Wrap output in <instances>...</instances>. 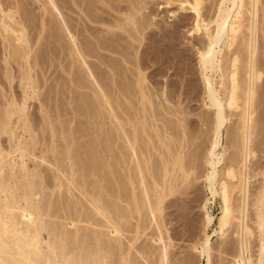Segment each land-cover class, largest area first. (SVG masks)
I'll return each instance as SVG.
<instances>
[{
    "label": "bare ground",
    "instance_id": "obj_1",
    "mask_svg": "<svg viewBox=\"0 0 264 264\" xmlns=\"http://www.w3.org/2000/svg\"><path fill=\"white\" fill-rule=\"evenodd\" d=\"M38 1L40 2V0ZM46 1L43 4L44 6H46L47 4ZM155 1L156 0H50V2L47 1L48 7H51L52 5L53 10L57 9L56 11H54L57 12L55 13L57 15H53V17L54 16L57 17L55 18L56 20L51 16L50 17L46 16V12H47L46 9L48 8L42 6L43 0L40 2L41 3L40 5L43 8V9L41 8L42 11L44 10L46 11L43 12L45 16L55 21L52 23L53 27H54L53 24L57 22L56 23L57 26L55 27L57 28L56 29L57 31L54 28L55 31L54 33L58 32L56 36L57 39L55 38L54 35L56 34L54 33H53L54 36L53 38L56 39L54 41L55 42L57 41L58 44L56 45L59 46L57 47L59 49L56 52H58L57 53L58 59L60 60V62H62V67L64 68L67 74L65 77H67V79L70 81V83L73 84L75 88H79L80 90H82L83 91L82 93H88L90 94V96L100 95L101 97L99 96L98 97L102 99L97 98L99 99V101L101 100L99 103L100 106L104 105L106 109L107 108L110 109L113 116L119 120V123H117L118 126L116 124L115 126L113 125V127L110 129V134L109 135L106 134L107 135L106 139L103 138L105 145H103L102 148H100L101 146L97 148L98 137L95 135L97 138H95L94 136L93 139L90 140L87 139L86 142H82L85 143L83 144V147L86 149L82 150L81 152L79 151L78 153L77 152L74 153L72 151V146L73 145L75 146L76 144H74L75 143L74 142L73 145H71L70 141L68 140L69 142L65 144L64 149L62 151L57 150L59 152L57 153V155L59 156H56L55 154L54 157H51V161L48 160L49 158L46 154L41 153L40 156L41 163L46 161L54 166L53 171L52 168H49L51 169L52 172L46 173L45 169H48L47 168L48 166L45 168L43 166L41 167L38 166L39 167L38 169L33 171H28L30 168L29 169L27 168L28 165L26 162V158L28 159V156L29 155L31 156V154H33L32 153L33 149L31 148L32 144L35 145L36 142H38L39 137L37 139L36 135L32 133L33 132L32 130L34 129L35 126L34 127L32 126L33 123L30 124L29 122L30 120L28 119L29 117H27L26 113L24 112L25 110L24 107H23L24 110L22 108H18L20 109L18 112L19 119L23 117L22 124L20 126L24 128V130H22L20 126L18 127H20L23 132L30 131V136H31V138L29 137L31 141L29 142L30 144L24 142V140H22L23 137L16 139L18 140L17 143H14L15 141H12V139L15 136L12 135L13 124L12 126H10L12 111L9 112L10 113L9 116L7 115L8 116L7 119L3 117L5 115L0 116V135L2 133L4 134L8 132H9L8 134L10 135V137L8 138L7 145H5L2 139L0 138V264H140V261L138 262L137 260H135V259L138 260L140 259L139 257L136 258V256L139 254L147 261L148 264L149 263L175 264L178 261L176 259V255L178 254L177 253L178 249L176 247L177 243L174 241L175 235L177 237L178 231L176 230V228H173L172 225L170 226L169 225L170 223L168 224L169 219L168 220L165 219L166 212L163 211L166 210V206L164 209V204H167V202L171 203V201L174 202L175 200L173 198L171 200L170 199L171 197H169V200L171 201H168L167 197L170 195H172L173 197L175 195V197L177 196V199L179 200L182 199V202H184L183 198H178L179 193L176 194V192L180 190L181 187H182L181 189L184 190L183 186H181L182 183L183 185H187L189 186L188 188H190L191 186L188 185L190 183H186V182L195 181V180H191V178L197 177L195 174H194L195 176H192L191 173H189L190 168H188L190 167V165L194 167L197 164L193 165L189 162L190 164H188L189 166L187 167V163H185V159H183L184 151L187 149L186 148L187 146L185 147L186 149L184 148L185 146L184 140H187L186 135L188 134V132L186 134L187 129H185V126L187 125L185 123L186 122L185 119L187 118L185 117L186 116L185 113L187 110L186 111L184 110V116H182L185 119L183 118L178 119L179 118L178 114L181 117L184 108L180 107L182 104L178 106L179 109L177 105H176L177 108L172 107L171 105L172 103L171 100H173L172 97V99L170 100L171 102L170 105L172 107V111L174 112L176 111L173 110V108L178 110L177 112H175L177 113L176 115L177 118L175 119H177L178 123L176 122V120L173 121V119H170L176 123L174 124L172 122L175 126H173V124H171L172 125L171 126L169 124L171 123V121L169 120L170 116L169 117L165 116L168 120V121L166 120L168 125H166L167 124L165 121L166 118L161 119L164 120V122L162 121L163 125L164 123H166L163 126L164 130L161 128L162 125L159 126V128L157 127V125H154L156 127L154 128L152 127L153 128L152 130L151 129L148 130V128H150L148 126H152L151 124H153V121L152 123L148 121L150 123L149 125L148 123L146 125L144 124L145 122H147L146 120H148L146 119V117L149 118L148 116L149 113L147 114L148 108L145 105L146 104L144 102L145 97L143 96L144 94H147L146 92L148 91L149 88L148 83L149 85H151L156 82L155 80L158 79L157 78L158 76H156L157 73L155 72L156 75L153 76L151 75L152 77L156 76L154 80L155 82H152L150 84V81L147 80L148 83L146 81V79H148L147 77L148 76L150 77L151 74L150 72L151 69L150 71H148L149 75H146L145 73V69L146 72L147 70H149L147 68L149 67L148 66L149 64L147 63L150 59L151 60L157 59V61L158 59L161 60L164 59V61H167V63L168 61L171 62V65L174 62L172 67L171 66L169 67L168 64L170 63H168L167 66L168 68H170V70L172 68L171 72L172 71L175 72L177 70V69L175 71L173 70L174 64H176V61L179 60L177 59L178 56L183 54V52L182 53L180 52L181 53L180 54L174 50L176 48H179L176 46L178 45L177 35L180 34L179 30H181L178 29V27H184V30L181 31H185L186 29L185 34L187 32L189 34L196 33L200 35L199 37H196L195 40L197 44L196 50L198 49L197 52H199L198 61L200 64V68L201 70L205 71V75L202 74L204 81L203 82L204 90L206 96L208 97L209 107L212 109L210 113L212 115L208 116L209 115L208 113L205 116L206 118L202 116L204 118L203 121L201 116L198 118H201V121L204 123V124L202 123L203 125L205 124L209 125V129L208 126L206 125L205 126L208 132L210 131L209 132L210 136L208 138L211 141L208 139L210 141V144L208 143L209 145L206 148V151L204 150V146H202L200 142L199 143L194 142V143L198 145V149H201V147H203L202 149L205 151V154L204 151L202 152L205 155L204 162L209 164V166H211L210 170H207L205 172L203 166L200 165L196 166V170L198 169L200 172L202 169H204L203 172H201L200 174L199 171L197 170L198 171L197 174L199 175L198 177L203 178V180L205 181V185L207 186L206 188L209 189L212 196H215L216 194H220L222 198V204H221L222 211H221V215L218 217V226H217L218 229L215 228L213 232L217 233L218 230L222 231V229H225L224 227H226V225L231 223V221L236 222V223H232L233 226L236 225L235 227L236 232L234 233L238 234L239 236L237 242L238 244L236 245L238 246V255L235 256L233 254L234 255L233 257H235L234 260L236 262H239L240 264H254V261L251 262L252 259L251 261L248 260L249 257L248 256L246 257L245 254L246 250L249 249L248 246L250 243V237L254 235L253 233L255 231L253 230L254 227L252 228L251 226H249L247 222L248 220H246V218H249L248 216L250 215V217L253 219V223H255V226L259 228L260 230L259 237H261V234L262 235L264 234V182L261 184V186H259V190L257 189L258 191L255 195V199L252 200L251 203V205L253 204L252 211L251 213L249 212L248 214L249 211L248 206L251 201L250 202L248 201L249 192L247 191L248 189H246V186L248 184L246 182L248 181L246 179L247 178L246 169L249 168L248 164L250 163L252 156L256 153L255 151L258 148L257 146L260 144V142L259 144H257L258 142L256 137L254 136V133L257 131L259 133L260 132L264 133L262 131L264 130V127H262L264 126V117L261 116L263 117L261 118L262 119L261 120L259 116H258L259 119L255 116L256 114H259L258 112L260 109L263 110L264 112V78L262 77V74L264 72V59H263L264 57H261L258 54V52L261 51L260 49H262L264 53V0H178L180 2L181 8L190 9L189 12L191 14L190 15L191 17L189 16L190 19H188L189 17L187 19L190 20L191 24L190 22H188L186 17L184 19L181 18L177 22L174 21L175 22V23L173 22L174 24L172 23L166 24L165 22L167 21H164L163 24L162 23L160 24L159 21L164 20L163 17H165L164 15L166 14H164L163 17H161L162 15L159 17L160 12L158 13L156 11L159 7L155 6L156 9L155 10L152 9L153 7L152 4H155ZM11 2L10 0H0V27H2L0 33L3 35L4 38L2 41L4 42V40L6 39L7 41L6 40L5 41L8 43L10 47L8 49L7 47L8 45H6L7 43L5 42L6 46L5 45L3 46H5L6 49H4L3 54H5L4 57L5 59L7 57L8 58L19 57L22 59L24 58L26 62L29 59V57L33 54V51L29 50V49H33V46H29V44L25 43L28 42L29 39L28 37L26 38V33H28L26 32L27 28L24 22V20L26 19L22 20L24 17L22 18L19 15H18L19 18L16 17L17 13L20 14L18 12L19 11L18 9L20 8V6L18 8L19 0L18 2L16 1L17 3L15 2V4L12 5ZM165 2L170 3L171 0H166ZM49 3L51 5H49ZM49 10L52 11V9H48V11ZM49 14H51V12ZM42 15L43 14H41V16ZM50 22L51 21H49V23ZM43 23L45 24V20H43ZM188 23L189 25H187ZM46 25L45 26L40 25L39 27L41 29H39L38 27V30L40 31H36L37 33H34L37 35L36 37H38L39 40L41 38H45L43 36H46L48 32H52L51 29L52 26L50 23L49 25L50 27L48 28H50L51 30L49 29L50 31H47L46 33L45 30ZM186 26L187 28H185ZM156 27H158L159 30H156L157 29ZM42 32H44L45 35L41 36V34H43ZM38 34L40 35L41 38L38 36ZM187 35L188 34H186V36ZM51 36L47 35L46 37L49 38ZM32 37H35V35H33ZM38 38L36 39V41L38 40ZM51 38H49V40ZM23 42L25 45L22 44ZM16 43L17 44L21 43L20 47ZM53 44L55 43L53 42ZM53 44L51 45L52 47ZM27 47H29V49ZM173 50L175 51L174 54H173ZM184 54L186 53L184 52ZM184 54L183 57L184 56L186 57V55ZM174 56L177 57L174 58ZM171 58L173 59V61H170L172 60ZM9 59L8 60L6 59L8 63H10ZM24 59L22 61H24ZM16 60L18 61V59ZM150 61L149 63L152 64V61L151 62ZM163 64H162L163 67L166 66L165 62ZM177 64L179 63L177 62ZM184 64L185 63H183V66ZM146 65L147 67H145ZM152 65L156 66L157 64L153 63ZM28 66H30V64ZM178 67L180 68V70H182V67L180 66ZM186 67L187 65L185 66V68ZM29 68H31V66ZM72 68L75 69L74 73ZM155 69L158 71V74L159 72H161L160 66L158 68L156 67ZM23 70L24 71L22 70L21 71L27 74L28 68L26 67ZM166 70L164 71L166 72ZM188 70H191V67L188 68ZM6 71L8 70H5V72ZM154 71L152 72V74H154ZM29 72L30 70L28 71V73ZM216 73L220 77V81H219L220 89H217L216 81L213 79ZM162 74H163L162 76L166 77V74L164 75V72ZM72 75H74V77ZM6 76L7 75H5V77ZM22 79H25L24 83H27L29 88L33 87L32 84H30L29 82L30 80L28 79L27 75L23 76ZM167 79H168L167 81H169V77ZM191 79L189 82H191ZM170 80L172 81L171 78ZM158 81L161 80L158 79ZM177 82H174V84L173 83L171 84L170 82V85H172L173 87L172 88L169 87L168 89L172 90L173 88H175L176 86L174 85L175 83L177 84ZM186 82H187L186 85H188L189 82L188 81ZM156 83L155 85L154 84L153 85L156 86ZM166 83L167 82H165L164 84ZM182 85H184V83ZM152 86H150V88H152ZM154 86L153 88H157ZM165 89L167 88L164 86L159 87L160 91H158L157 93L160 92V97L162 92H164L165 94L167 93ZM168 89L167 91H169ZM154 91L157 90L153 89L152 92ZM193 91L195 92V90ZM136 92L140 94L144 93L142 95V98L139 99V103L141 105L139 106L140 107L143 106V108L140 109L139 107L140 111L138 112L137 111L138 107H136L135 105L136 110L134 109L133 110L134 113H131L132 112L131 109H133L134 107L129 104H131L132 102H133L132 104H134V101H132V99L129 98L130 101L132 102L131 103L127 102L128 103L127 104L126 102L122 103L123 99L120 101V99L117 100V98H120L121 95L123 94L125 95L124 97L125 99H126V95H128L127 98L130 95L132 98L134 97L133 95ZM171 93L172 92H170V94ZM149 94L152 95V93ZM170 94H168L167 96L165 95L166 97L162 95V97L164 96L165 100H167L166 98L170 99L171 97ZM82 95L83 94H81V97ZM169 95L170 97H168ZM85 96L87 97V95L84 94L83 98ZM110 97L111 98L113 97V100ZM135 98L137 99V96ZM93 99L92 101H94ZM13 100L15 99L12 98V100H8L9 101L8 106L14 105L15 101ZM85 100H81V101H85ZM146 100H148L147 97ZM89 101L90 103L89 102L87 103L85 101L87 103L86 105H89L88 107L87 106L86 107L87 108L90 107L89 110H91L93 109V106H95V109H97L96 106L99 101H97V104L94 105H92L91 99ZM117 101H120L122 104H119L118 106ZM151 102L149 104H152ZM159 102H162V100ZM136 103L138 104L137 100ZM124 104L128 105V110H125L127 109V105H125L126 107L122 106ZM117 106L119 107V109L120 107L122 108L121 110H123L122 113L124 114V116H122L123 114L121 116L119 115V113L116 110ZM158 106L159 105H157V107ZM81 107L82 105L79 108ZM171 107L167 108L166 112L168 109L171 110ZM129 108L131 111H129ZM226 108L231 110L230 113L228 112L229 110ZM232 110L236 115V121L234 124L235 131H233L234 136L231 137V139L235 137L234 139L236 140V142H234L235 144L234 145L232 143L234 140L232 139L230 141L234 146H232V144L229 143L228 140H227L228 142H226L227 144L229 143L230 146H232V149L235 148L234 151L231 149L233 154L235 152L233 156L235 158L231 160L230 159L231 154H229L230 155L228 157L229 159L227 158L226 155H223L225 154L224 152L226 149L225 146H223V149L220 152L218 151V147H220L221 145V135L223 133L224 128H226L225 122L226 120H228L227 118H229L228 115L229 114L232 115L231 113ZM207 111L208 110H206V112ZM174 112L172 113V116L173 114H175ZM180 112H182V114ZM150 116L152 115L150 114ZM161 118H163V116ZM258 121H260L263 125ZM256 122L261 125L262 130L260 128H258L260 131L257 129V126L260 125H258ZM202 124L200 123V125ZM71 127L73 128L72 125ZM77 128L79 127L77 126ZM77 128L75 130H77ZM165 129L167 130L166 134H165ZM207 130L203 132L199 131V133L200 132L204 133ZM64 132L66 133L67 131ZM258 132L257 134L255 133V135L259 136ZM228 133L231 134V132ZM261 133L260 136H262ZM206 134L204 133V135L207 137ZM167 135L168 136L171 135V137H167ZM189 138L190 137H188V139ZM206 139L204 141H206ZM103 140L101 139V141ZM204 141L202 142L204 143ZM156 143L158 146L155 145ZM44 144H46V142ZM199 144L201 145V147H199ZM197 145L194 146L197 147ZM44 148H42L40 151L47 152L50 150ZM153 148H156L157 154L153 152ZM195 149H196V153L195 150L192 151L195 153V154L192 153L193 157L194 155L196 154L198 155L200 153V150H198L197 148ZM258 149H260V147ZM57 151L55 150L52 152H57ZM52 154L53 153H51V155ZM154 154L155 156L157 155L158 159L153 158L154 159L153 162L152 157ZM189 155L190 158H192L191 154ZM189 155H185V156L187 157ZM199 155L198 156L201 157V153ZM14 156H16V158L18 157L20 160H16V158L14 159ZM223 156H225L224 159ZM199 157H197L196 159L198 160ZM202 158L203 157H201L200 159ZM186 159H187L186 162H188L189 157ZM196 159L192 158L191 160L194 161L192 163L194 164L197 163L195 162ZM223 160L224 161L231 160V161H228V163L226 164H222L224 167L221 166L222 167L221 169L219 168V163ZM66 161L70 163H67ZM255 165L253 166L254 168ZM250 166L252 165L250 164ZM193 167H191L192 170ZM197 167H201L202 169ZM220 169L222 171H220ZM248 170H251V167ZM248 172L250 173V171ZM189 175L192 177H190V180L188 179L189 180L188 181L186 180V178ZM181 180L183 181L179 186L180 188L178 189V184L179 182H181ZM184 181L186 184H184ZM61 185L62 186L65 185L64 191L69 193V195L68 194L67 196L65 195L66 197L63 196L64 198L61 201H59V199L58 200L55 199L54 202V200L52 199L54 197H52L51 194H53L52 192H55L53 190L56 187H59L60 189L62 187ZM191 185L193 184L191 183ZM236 190L239 192L240 196L239 197L236 196L237 199L236 198L235 199L237 201L235 202L232 201L231 203L232 192ZM184 191H185L184 193L187 192L186 189ZM63 193L61 194L63 195ZM184 193L183 195H185ZM180 194H182V192ZM235 194L236 193H234V195ZM166 198H167V202L165 201ZM191 198H193L192 195ZM177 199L175 200L176 203L172 202L173 203L172 205L176 204L179 207L182 203L178 205ZM56 200L59 201L60 203L59 202L56 203ZM186 201L187 199L185 200L184 203H186ZM169 205H168L169 207L172 206L171 204ZM169 207L167 208L166 211H168ZM175 207L176 206H174L173 208ZM170 211L171 209H169V212ZM175 214L174 216L177 215ZM205 214H206L205 215L206 220H204L205 221L204 223L211 224L214 218L209 213H205ZM167 216L168 217L170 216L171 219V216L173 215L170 212L169 215ZM147 217L152 218V220L155 219L154 222L152 221L155 224L154 226L156 227V231L153 232L155 233L154 234L155 237H153V235L151 237L155 239L156 246L153 245L154 246L153 247L148 245L147 247H145L143 246V244L141 246L140 243V245H138L137 247V245L134 243L136 241L137 238L136 236L138 233L135 236L130 232L132 233L133 231L139 232V230H141V226L144 225L142 220L145 221ZM148 218L146 220H149ZM172 222L173 221L171 220V224ZM146 225L148 226V221L146 222ZM147 226L145 227V229L147 228ZM192 226L194 227V225ZM128 232L131 235L127 234ZM193 233L194 232H192V235ZM203 233H205V231ZM222 233H224V230L222 231ZM190 234L191 232H189V235ZM179 235L181 234L179 233ZM123 236H125L126 238ZM238 236H236V238ZM187 237L191 238V236H187ZM210 237L211 235L205 234L203 236V241H198L197 243L193 242L194 244H192V247L198 250L197 255L198 254L201 255V258L203 259L202 264H210L212 259V255H211L212 253H210L211 252L210 248H212L210 247ZM122 238L128 239L129 242L128 244H130V247L134 248V246L136 245L137 251L135 252L138 253L137 255L135 254L136 256L132 254V251L129 248V246L124 245V243L126 242H124ZM259 245H260L258 246L259 247L258 249L260 251L259 254L262 255L264 254V239L261 240ZM260 258H262V256ZM257 264H261V261H259Z\"/></svg>",
    "mask_w": 264,
    "mask_h": 264
},
{
    "label": "rangeland",
    "instance_id": "obj_2",
    "mask_svg": "<svg viewBox=\"0 0 264 264\" xmlns=\"http://www.w3.org/2000/svg\"><path fill=\"white\" fill-rule=\"evenodd\" d=\"M12 1V2H11ZM18 2V0H10V2H11V5L12 4H15V2ZM32 1H33V3H32ZM38 0H28V2H27V0H19V4H18V8H19V6H20V8L18 9L19 11V13L20 14H18L17 13V15H16V17L17 18H19L18 17V15L19 16H21L22 18V20H24V19H26V20H24V22H25V26H26V28H27V31L26 32H28V33H26V38L28 37L29 39H28V42H25V43H27V44H29V46H33V49H29V47H27L30 51L32 50L33 51V54L35 55H31L30 57H29V59L26 61L27 63H29L30 64V66H31V68H29L30 66H28L29 64H27L26 62H25V59H24V61H22L23 59L22 58H16V57H13V58H11V57H7L6 59L8 60H10V63H8L7 62V60L4 58L5 57V54H3L4 53V49H6V45H8V43L4 40V42L2 41L4 38H3V35L0 33V116H3V115H5V116H3L4 118H8V116H9V112H11L12 113V115H11V119H10V126H12V124H13V127H12V135L14 136V138H13V136H12V141H15L14 143H17L18 142V140H16V139H18V138H22V140H24V142H26L27 144H30L29 142H31L30 141V138H31V136H30V131H25V132H23L22 130H24V128H22L20 125L22 124V118L23 117H21L20 119H19V110L20 109H18V108H22L23 109V107H24V112L26 113V116L27 117H29L28 119L30 120L29 122H30V124H32V126L34 127V129L32 130L33 132V134L34 135H36V137H37V139H38V137H39V140H38V142H36V144L34 145V144H32V149H33V151H32V153L33 154H31V156L29 157L28 156V159L26 158V162H27V168L29 169L28 171H33V170H36V169H38L39 167H41V166H43L44 168L45 167H47L48 169H45V172L46 173H50V172H52L54 169H53V165L51 164V163H49V162H46V161H42L43 163H41V153L43 154H46L47 156H48V160L49 161H51V157H54V155L56 154V156H59V155H57V153H59L58 151H62L63 149H64V146H65V144H67L69 141H70V144L71 145H73V143L74 144H76L75 146L73 145L72 146V151L75 153V152H81L82 150H85L86 148H84L83 147V144H85V143H82V142H86L87 141V139L88 140H90V139H93V137L95 136V138H97L98 139V141H97V148H99V146H101L100 148H102V146L103 145H105V143H104V140H103V138H105L106 139V137H107V135L106 134H110V129L113 127V125L115 126V124L118 126V124L117 123H119V120L116 118V117H114L113 116V114H112V112L110 111V109H106L105 107H104V105H101L100 106V101H99V99H102V98H99V97H101L100 95H95V96H90V94H88V93H82L83 91L82 90H80L79 88H75L74 86H73V84L72 83H70V81L67 79V77H65L67 74H66V72H65V70H64V68L62 67V62H60V60L58 59V56H57V53L58 52H56L59 48H57V47H59V46H57L56 44H58L57 43V41L55 42L54 40H56L57 39V33L58 32H56V33H54L55 31H54V28L57 26L56 25V23H54L53 25H54V27L52 26V23L53 22H55V21H53V20H51V18H47L48 16L50 17H53V15H57V14H55V13H57V12H54V11H56L57 9H54L53 10V7H52V5L49 3V5H51V7H48L47 5H48V2H50V0H43V3H42V6H44L43 4L45 3V1H46V6H44V7H46V8H48V9H52V11L51 10H49L50 12H51V14L52 13H54V14H49L50 12L48 11V9H46V11L48 12H46L45 10L44 11H42V6L40 5L41 3V1L42 0H40V2L38 1ZM157 1V0H156ZM155 1V4H152L153 5V7H152V5H151V7H152V9H156V7L158 6L159 8L156 10L158 13H159V17L161 16V17H163V15L164 14H166V15H164L165 17H163V19L164 20H161V21H159V23L161 24H163L164 23V21H167V22H165L166 24H174L175 22L174 21H178V20H180L181 18L182 19H184L185 17H186V19L191 15L190 14V9H183V8H181L180 7V2L178 1V0H171V2L170 3H167V2H165L166 0H158L157 2ZM16 2V3H17ZM31 2V3H30ZM35 2H37V3H35ZM29 3V4H28ZM159 5H158V4ZM28 4V5H27ZM24 5V6H23ZM162 5V6H161ZM156 6V7H155ZM160 6H161V8H160ZM155 7V8H154ZM22 8V9H21ZM27 8V9H26ZM42 8V9H41ZM163 8V9H162ZM45 9V8H44ZM22 10V11H21ZM24 10V11H23ZM28 11V12H27ZM43 12H46V16H45V14L43 13ZM41 14H43L42 16H41ZM189 14V15H188ZM25 15V16H24ZM72 15H74V14H72ZM46 17V19H45V17ZM43 17V18H42ZM191 17V16H190ZM190 17L188 18V19H190ZM29 18V19H28ZM54 19L55 18H57L56 16H54L53 17ZM52 18V19H53ZM36 19V20H35ZM37 19H38V21H37ZM41 19H43V20H45V24L43 23V20H41ZM47 19H49V20H47ZM166 19V20H165ZM187 19V20H188ZM31 20V21H30ZM56 20V19H55ZM40 21V22H39ZM48 21V22H47ZM49 21H51L50 23H51V26H52V32H48V36L50 35H52L51 37H49V38H51L50 40H49V38H47L46 36H43V37H45V38H41L40 37V35L38 34V36L41 38L40 40H39V38L38 37H36L37 35L36 34H34V33H37L36 31H40V30H38V27L40 26V25H46V27H45V30H46V33H47V31H50L51 29L50 28H48V27H50L49 25H50V23H49ZM47 22V23H46ZM174 22V23H173ZM188 22H190V20H188ZM31 23V24H30ZM33 23V24H32ZM43 23V24H42ZM48 23H49V25H48ZM190 24H191V22H190ZM187 25H189V23L187 24ZM36 26V27H35ZM189 27V26H188ZM35 28V29H34ZM157 29L156 30H159V28L158 27H156ZM185 28H187V26L185 27ZM2 29V27H0V30ZM39 29H41L40 27H39ZM50 29V30H49ZM57 28H55V30H56ZM178 29H181V30H184V27H178ZM31 30V31H30ZM33 30V31H32ZM181 30H179V35H177V38H178V40H177V42H178V45H176L177 47H179V48H176V49H174L175 51H177L178 53H182L183 52V54H184V52L186 53V54H184V55H186V57L184 58L183 57V54H181L180 56H178V58L177 59H179V60H177V59H175V60H177L176 61V64H174V71L176 70V71H178V70H180V68L178 67V66H180V67H182V70H180V71H178L179 72V74H178V72H171V70H172V68H171V70H170V68H168V66H167V64L168 63H170V64H168L169 65V67L171 66H173V63H172V65H171V62H169L168 61V63H167V61H164V59L163 60H161V59H158V61H157V59L155 60V62H154V60L152 59H150L151 61H152V64L154 63V64H157L156 66H154V65H152V64H150L149 63V61H148V63L147 64H149L148 66L149 67H147V65L145 66V67H147L149 70H147V72H146V69H145V73H146V75H149V72L148 71H150V69H151V74H150V77H152L153 75H156V73H157V75L156 76H158L157 78L159 79V80H161V81H158V79L157 80H155V77L156 76H154V77H152V78H150L149 76L147 77L148 79H146V81L148 80V81H150V84L152 83V82H155L156 83V86H154L155 85V83H153V84H151V85H149V83H148V81H147V83H148V86H149V88H148V91L146 92L147 94H140V93H135L133 96L134 97H132L131 98V95L130 94H132V93H130L129 95V97L127 98V96L128 95H126V99L124 98L125 97V95L123 94V95H121V97L120 98H117V100H119L120 99V101L122 100V103H124V102H129V103H131L132 101H134V104H129V105H131V106H133L132 108L133 109H131L132 110V112L131 113H134L133 112V110L135 109L136 110V108H135V105H136V107H138L137 108V111L139 112L140 110H139V107L141 106L140 105V103H139V99L140 98H142V95L145 97V100H144V102L146 103L145 105H146V107L148 108L147 109V114H148V116H149V118H147L146 117V119H148V120H146L147 122H145L144 124L146 125L147 123H148V125L150 124V123H152V121H153V124H151L152 126H148V127H150V128H148V130H152L154 127H156V126H154V125H157V127L159 128V126H161V128L164 130V128H163V126L167 123V116L169 117V120L170 119H173V121L174 120H176V122H177V119H175V118H177L176 117V115H177V113H175V112H177L178 110L177 109H174V108H177L178 106H180L181 104V106L180 107H183L184 109H183V114H182V112H180L182 115H181V117L179 116V114H178V119H180V118H183V119H185L184 117H182V116H184V110L186 111V116L185 117H189L188 118V120H187V118L185 119L186 120V124L188 125H186L185 126V129H187L186 130V134H187V132H188V134L186 135V139L187 140H184L185 141V146H184V148L186 149H184L185 151H184V156H183V159H185V163H187V167L189 166L188 164H193V165H196V166H198V165H200V166H203V168L205 169H202L201 167H197V168H201L200 170H201V172H203V170H204V172L205 171H207V170H210V168H211V166H209V164H207V163H205L204 162V158H205V151H206V148L208 147V145L210 144V139L208 138L209 136H210V134H209V132H208V130L206 129V126H208V129H209V125H203L204 123L202 122L203 120H204V118L203 117H205L206 116V114H208L209 113V115L208 116H211L212 114H210L211 113V111H212V109L209 107V102H208V97L206 96V93H205V90H204V81H203V75L202 74H204L205 75V71H203V70H201V68H200V64H199V52H197V50H196V48H197V44H196V42H195V40H196V37H199L200 35L199 34H189V33H187L186 32V34H188L187 36H186V34H185V31H186V29H185V31H181ZM57 31V30H56ZM184 32V33H181V32ZM45 32V31H44ZM44 32H42L43 34H41V36L42 35H45L44 34ZM50 33H52V34H50ZM53 33L54 34H56V35H54L55 36V38L56 39H54L53 37ZM182 34V35H181ZM33 35H35V37H36V39L38 38V40L40 41H36V39H35V37H32ZM181 35V36H180ZM184 35V36H183ZM29 36H31V37H29ZM178 36H180V37H178ZM2 38V39H1ZM31 38H33V39H31ZM193 38V39H192ZM31 39V40H30ZM34 39H35V41H34ZM46 39V40H45ZM48 39V40H47ZM43 40V41H42ZM45 40V41H44ZM192 40V41H191ZM30 41V42H29ZM51 41V42H50ZM187 41V42H186ZM2 42V43H1ZM7 44H6V43ZM45 42V43H44ZM53 42L55 43V44H53ZM187 44H186V43ZM193 42V43H192ZM30 43H31V45H30ZM35 43V44H34ZM38 43H40V44H38ZM43 43H44V45H43ZM53 44V47L51 46L52 44ZM179 43H181V44H179ZM191 43V44H190ZM196 45H195V44ZM6 44V45H5ZM17 44V43H16ZM20 44L21 43H18L17 45H19V47H20ZM22 44H24V42L22 43ZM185 44H186V46H185ZM3 45H5V46H3ZM25 45V44H24ZM196 47H195V46ZM23 46V45H22ZM22 46H21V48H22ZM40 46V47H39ZM185 46V47H184ZM5 47V48H4ZM8 47V49L10 48L9 47V45L7 46ZM36 47H37V49H36ZM182 47V48H181ZM32 48V47H31ZM35 48V49H34ZM51 48V49H50ZM54 48V49H53ZM56 48V49H55ZM185 50H184V49ZM186 48H188V49H186ZM190 48V49H189ZM36 51V53H35V51ZM173 50V54H174V51ZM182 50H184V51H182ZM261 51H262V49H260ZM259 50V51H260ZM45 53H44V52ZM258 52V54H259V56H261V57H264V53H263V51L262 52ZM42 54V55H41ZM176 54V53H175ZM55 55V56H54ZM176 56V57H177ZM188 56V57H187ZM175 56H174V58H176ZM180 57V58H179ZM184 59H186V60H184ZM36 58V59H35ZM41 58V59H40ZM57 58V59H56ZM3 59V60H2ZM13 59V60H12ZM16 59H18V61L16 60ZM20 59V60H19ZM172 59V58H171ZM180 59H181V61H180ZM188 59H189V61H188ZM264 59V58H263ZM5 60V61H4ZM174 60V61H175ZM29 61V62H28ZM57 61H59V62H57ZM150 61V62H151ZM160 61V62H159ZM170 61H173V59L172 60H170ZM180 61V62H179ZM186 61H188L189 62V64H188V62H186ZM165 62V65L167 66H164L163 67V63ZM177 62L179 63V64H177ZM159 63V64H158ZM183 63H187L186 65H187V70H186V68H185V64H184V66H183ZM191 63V64H190ZM163 64V65H162ZM61 65V66H60ZM151 65V66H150ZM176 65H177V68H176ZM5 66V67H4ZM25 66V67H24ZM156 68H158L159 66L161 67V72H159V74H158V71L154 68V67ZM28 68V71L30 70V72L28 73V71H27V74L26 73H23L22 71H24L23 69L24 68ZM151 67V68H150ZM191 67V70H188V68H190ZM10 68V69H9ZM166 70V69H168V70H166V72L163 70ZM193 68V69H192ZM62 69V70H61ZM152 69H153V71H154V69H155V71H154V74H152ZM5 70H8V71H10V72H8V71H6L5 72ZM22 70V71H21ZM72 70H73V73H74V71H75V69H73L72 68ZM186 70V71H185ZM194 70V71H193ZM21 71V72H20ZM202 71H203V73H202ZM4 72V73H3ZM64 74H63V73ZM156 72V73H155ZM164 72V75L166 74V77L165 76H162L163 73ZM171 72V73H170ZM181 72V73H180ZM189 72V73H188ZM194 72V73H193ZM201 72V73H200ZM7 73V74H6ZM9 73H10V76H9ZM23 73V74H22ZM72 73V74H73ZM148 73V74H147ZM169 73V74H168ZM176 75H175V74ZM27 75L28 76V79L30 80L29 82H30V84H32V86L33 87H35V88H29V86H28V84L27 83H24L25 81V79H22L23 78V76H25V75ZM62 74V75H61ZM181 74V75H180ZM183 74V75H182ZM189 74V75H188ZM5 75H7L6 77H5ZM152 75V76H151ZM169 75V76H168ZM171 75V76H170ZM188 75V76H187ZM71 76V75H70ZM73 77H74V75H72ZM187 78H186V77ZM192 76V77H191ZM8 77V78H7ZM11 77V78H10ZM160 77V78H159ZM162 77H164V78H162ZM169 77V81H167L168 78ZM182 77H183V79H182ZM193 79H191V78ZM262 77L264 78V72H263V74H262ZM21 78V79H20ZM154 78V79H153ZM170 78L172 79V81L170 80ZM189 78V79H188ZM12 79V80H11ZM153 79V80H152ZM163 79V80H162ZM166 79V80H165ZM190 79H191V82H189L190 81ZM213 79L216 81V87H217V89H220V85H219V81H220V77H219V75H217V73L214 75V77H213ZM155 80V81H154ZM34 81V82H33ZM163 81V82H162ZM167 82L166 84H164L165 82ZM178 81V82H177ZM186 81H188L189 83H188V85H186L187 84V82ZM23 82V83H22ZM33 82V83H32ZM170 82H171V84L173 83L174 84V82H177V84L175 83V85L174 86H176L175 88H173L172 90L171 89H168L169 87H173L172 85H170ZM186 82V83H185ZM60 83V84H59ZM160 83H161V85H160ZM184 83V85H182ZM192 85H191V84ZM22 84H25V85H22ZM27 84V85H26ZM22 85V86H21ZM62 86V87H60V86ZM154 87H157V88H153V86ZM164 86V87H166L169 91H167V89H165V91L168 93V94H170V92H172L170 95H171V97H170V95L168 96V97H170V99L169 98H166L167 100H165V97L168 95L167 93L165 94L164 92H162L161 93V97H160V92L159 93H157L158 91H160L159 90V87L160 86ZM165 85H169L168 87L167 86H165ZM178 85V86H177ZM186 85V86H185ZM72 86H73V88H72ZM150 86H152V88H150ZM194 86V87H193ZM23 87H24V89H23ZM200 87V88H199ZM191 88V89H190ZM194 88V89H193ZM199 88V89H198ZM24 91H23V90ZM33 89V90H32ZM153 89H156L157 91H154V92H152V90ZM178 89V90H177ZM183 89V90H182ZM149 90H151V91H149ZM171 90V91H170ZM177 90V91H176ZM193 90H195V92L193 91ZM204 90V91H203ZM26 91V92H25ZM69 91H70V93H69ZM176 91V92H175ZM183 91V92H182ZM190 91V92H189ZM7 92V93H6ZM24 92V93H23ZM173 92H175V93H173ZM204 92V93H203ZM149 93H152V95L151 94H149ZM156 94V95H154V94ZM25 94V95H24ZM36 94V95H35ZM81 94H85V95H87V97L85 96L84 98H83V95H82V97H81ZM174 94V95H173ZM176 94V95H175ZM179 94V95H178ZM2 95H3V97H4V99H3V97H2ZM5 95V96H4ZM7 95V96H6ZM20 95V96H19ZM29 95H31V96H29ZM75 95V96H74ZM80 95V96H79ZM92 95H94V94H92ZM118 95H120V94H118ZM118 95H117V97H118ZM137 96V99L135 98L136 96ZM162 95H166L165 97H164V99H163V97H162ZM223 95V94H222ZM14 96H15V98H14ZM65 96V97H64ZM74 96V97H73ZM97 96V97H96ZM99 96V97H98ZM110 96V95H109ZM141 96V97H140ZM9 97H10V99H9ZM81 97V98H80ZM95 97H96V99L97 98H99V99H95ZM146 97H147V99L148 100H146ZM152 97V98H151ZM172 97H173V100H171L172 99ZM8 98V99H7ZM12 98L13 99H15V100H13V101H15L14 102V105L12 106H8V100H12ZM27 98V99H26ZM74 100H73V99ZM88 99V101H87V99ZM94 98V99H93ZM111 98V97H110ZM132 99V101H130V99ZM134 98V99H133ZM18 99V100H17ZM24 99V100H23ZM60 99V100H59ZM78 99V100H77ZM85 100L87 103L89 102L90 103V99H91V103H92V105H94V104H97V101H99L98 102V104H97V109H95V106H93V109H91V110H89L90 109V107L89 108H87L89 105H86L87 103L85 102V101H81V100ZM92 99L94 100V101H92ZM112 100H113V97L111 98ZM129 99V100H128ZM175 99V100H174ZM202 99V100H201ZM21 100H22V102H21ZM66 100V101H65ZM77 100V101H76ZM126 100H128V101H126ZM136 100H137V102H138V104L136 103ZM158 100V101H157ZM162 100V102H159V101H161ZM170 100H171V102L172 103H174V104H172L171 102H170ZM72 101V102H71ZM76 103H74V102ZM96 101V102H95ZM120 101H117L118 102V106H119V104H122ZM151 101H153V102H151ZM176 101V102H175ZM17 102H18V104H19V106H18V104H17ZM80 102V103H79ZM85 102V103H84ZM120 102V103H119ZM152 103V104H149V103ZM159 103V104H156V103ZM178 102V103H177ZM24 103V104H23ZM155 105H154V104ZM165 103V104H164ZM170 103H171V105H172V107H174L173 108V110H176L175 112L174 111H172V107H171V105H170ZM21 104V105H20ZM84 104V105H83ZM128 104V103H127ZM127 104H124V105H122L123 107H126L125 105H127ZM148 104H149V106H148ZM163 104V105H162ZM169 104V105H168ZM206 104V105H205ZM25 105V106H24ZM82 105V107L84 108H79L80 106ZM140 105V106H139ZM157 105H159L158 107H157ZM162 105V106H161ZM165 105V106H164ZM167 105V106H166ZM176 105H177V107H176ZM184 105V106H183ZM16 106V107H15ZM18 106V107H17ZM43 106V107H42ZM71 106V107H70ZM87 106V107H86ZM117 106V112L119 113V115L121 116L123 113H122V111L123 110H121L122 108L120 107V109H119V107ZM6 107V108H5ZM73 107V108H72ZM76 107V108H75ZM107 107V106H106ZM153 107V108H152ZM155 107V108H154ZM165 107V108H164ZM171 107V110L170 109H168L167 110V112H166V109L167 108H170ZM41 108V109H40ZM65 108V109H64ZM79 108V109H78ZM131 108V107H130ZM130 108H129V111H131L130 110ZM141 108H143V106L142 107H140V109ZM158 108V109H157ZM160 108H161V110H160ZM210 110H209V109ZM81 109V110H80ZM103 109V110H102ZM150 109H151V111H150ZM154 109V110H153ZM157 109V110H156ZM178 109H179V107H178ZM226 109H228V108H226ZM4 110V111H3ZM8 110V111H7ZM17 110V111H16ZM73 110V111H72ZM88 112H87V111ZM93 110V111H92ZM105 110V111H104ZM125 110H128V105H127V109H125ZM160 110V111H159ZM165 110V111H164ZM180 110H181V108H180ZM206 110H208L207 112H206ZM229 110V111H228ZM227 111L230 113V109H228ZM58 111V112H57ZM80 111H84L83 113L82 112H80ZM94 111H96V112H94ZM137 111H135V112H137ZM149 111V112H148ZM171 111H172V113L174 112L175 114H173V116H172V113H171ZM204 111V112H203ZM13 112H14V114H13ZM15 112H16V114H15ZM63 112V113H62ZM65 112V113H64ZM154 112V113H153ZM155 112H156V114H155ZM163 112V113H162ZM187 112H189V113H187ZM3 113V114H2ZM56 113V114H55ZM81 113V114H80ZM110 113V114H109ZM158 113V114H157ZM159 113H160V115H159ZM168 113V114H167ZM179 113V112H178ZM202 113H205V114H202ZM232 115H228V117L229 118H227L228 120H226V122H225V124H226V128H228V129H226V128H224V130H223V133H222V135H221V145H220V147H218V151L220 152V151H222V149H223V146H225V154H223V155H226L227 156V158L230 156L229 154H231V160L232 159H234L235 157H233L234 156V154H235V152H234V154L232 153V150L234 151V149H232V146H234L235 144H234V142H236V140L234 139V138H232L234 141L231 143L230 141L232 140L231 139V137H233L234 136V132L233 131H235V128H234V124H235V121H236V115L234 114V111L232 110ZM259 114H256L255 116L258 118V116H259V118L261 119V118H263L264 117V112H263V110H259V112H258ZM42 114V115H41ZM91 116H89V115ZM150 114L152 115V116H150ZM155 116H154V115ZM162 114H164V115H162ZM169 114H171V115H169ZM195 114V115H194ZM197 114H199V115H197ZM8 115V116H7ZM74 115V116H73ZM88 115V116H87ZM107 115V116H106ZM156 115H157V117H156ZM163 116V118H161V117H159V116ZM197 115V116H196ZM122 116H124V114L122 115ZM166 116V117H165ZM202 117V121H201V118H198V117ZM231 116V117H230ZM261 116H263V117H261ZM69 117V118H68ZM89 117V118H88ZM113 117V118H112ZM153 117V118H152ZM122 118V117H121ZM155 118V119H154ZM164 118H166L165 119V121H166V123H164V125H163V122H164V120H161V119H164ZM206 118V117H205ZM232 118V119H231ZM257 118H255V119H257ZM258 118V119H259ZM14 119V120H13ZM16 119H17V121H16ZM19 119V120H18ZM66 119V120H65ZM78 119H80V120H78ZM118 121H117V120ZM151 121H150V120ZM198 119V120H197ZM200 119V120H199ZM47 120V121H46ZM108 120V121H107ZM111 120V121H110ZM121 120H123V119H121ZM145 120V119H144ZM157 120V121H156ZM184 120V121H185ZM193 120V121H192ZM262 120V119H261ZM260 120V121H261ZM21 121V122H20ZM69 121V122H68ZM80 121V122H79ZM85 121V122H84ZM115 121H116V123H115ZM150 123H149V122ZM154 121H155V123H154ZM163 121V122H162ZM171 121V123H169L170 125L171 124H176L175 122H173L172 120H170ZM169 121V122H170ZM179 121V120H178ZM195 121V122H194ZM198 121H201V122H198ZM260 121H258L259 123H261ZM64 122V123H63ZM83 122V123H82ZM102 122V123H101ZM162 124H161V123ZM173 122V123H172ZM232 122V123H231ZM15 123V124H14ZM20 123V124H19ZM76 123V124H75ZM79 123V124H78ZM93 123V124H92ZM108 123V124H107ZM157 123V124H156ZM178 123V122H177ZM184 123V122H183ZM192 123H194V124H192ZM200 123L202 124V125H200ZM257 123V122H256ZM259 123H257L258 125H260ZM19 124V125H18ZM65 124V125H64ZM81 124V125H80ZM106 124V125H105ZM160 124V125H159ZM173 124V126H175ZM262 124V123H261ZM68 125V126H67ZM71 125L73 126V128L71 127ZM76 125V126H75ZM80 125V126H79ZM166 125H168V123L166 124ZM263 125V124H262ZM15 126V127H14ZM18 126H20L21 128H22V130H21V128L20 127H18ZM75 126V127H74ZM77 126L79 127V128H77ZM93 126V127H92ZM106 126V127H105ZM172 126V125H171ZM170 126V127H171ZM202 126H204V127H202ZM231 126H233V127H231ZM19 129H18V128ZM68 127V128H67ZM80 127H82V128H80ZM83 127H84V130H83ZM100 127V128H99ZM153 127V128H152ZM166 127V126H165ZM167 127H169V126H167ZM191 127V128H190ZM192 127H193V129H192ZM197 127V128H196ZM262 127H264V126H262ZM262 127H261V125L260 126H257V129L258 128H260L261 130H262ZM77 128V130H75ZM86 128V129H85ZM91 128H93V129H91ZM98 128V129H97ZM195 128V129H194ZM199 128H201V129H199ZM64 129H67V130H64ZM74 129V130H73ZM106 129V130H105ZM199 129V130H198ZM203 129V130H202ZM15 130V131H14ZM74 132H73V131ZM79 130V131H78ZM83 132H82V131ZM190 130V131H189ZM205 130H207L206 132H204L206 135H207V137L204 135V133H201V132H203V131H205ZM230 130V131H229ZM232 130V131H231ZM259 130V129H258ZM64 131H67L66 133L64 132ZM166 129H165V134H166ZM199 131H201L200 133H199ZM260 131V130H259ZM263 132H264V130H262ZM8 132V131H7ZM35 132V133H34ZM39 132V133H38ZM74 134H73V133ZM150 132V131H149ZM152 132V131H151ZM228 132H231V134L230 133H228ZM258 132V131H257ZM257 132H255L256 134H257ZM9 133V132H8ZM8 133H2L1 135H0V138L2 139V141H3V143L5 144V145H7L8 144V138L10 137V135L8 134ZM15 133V134H14ZM29 133V134H28ZM68 133V134H67ZM76 133V134H75ZM91 133H92V135H91ZM97 133V134H96ZM255 133H254V136L256 137V139H257V144H259V142H260V144L257 146L258 148L260 147V149H258L257 148V150L255 151L256 153L252 156V158H251V160H250V163L248 164L249 166V168H247L246 170V179L248 180V181H246L247 183V186H246V189H248L247 191L249 192L248 193V195H249V197H248V201L250 202L249 203V206H248V208H249V211H248V214H249V212L251 213V211H252V208H253V204L251 205V203H252V200H254L255 199V195H256V193H257V191L259 190V186H261V184L264 182V140H262V139H264V133H261L262 134V136H260V133H259V136L258 135H255ZM81 134V135H80ZM85 134V135H84ZM99 134H101V135H99ZM168 134V133H167ZM198 134V135H197ZM202 134V135H201ZM51 135H53V136H51ZM68 135V136H67ZM91 135V136H90ZM188 135H190V136H188ZM203 135H204V137H205V139H206V141H204L205 139H204V137H203ZM231 135V136H230ZM69 136H70V138H69ZM190 137L189 139H188V137ZM199 138H198V137ZM230 136V137H229ZM15 137H17V138H15ZM30 137V138H29ZM80 137V138H79ZM87 137V138H86ZM92 137V138H91ZM100 137V138H99ZM167 137H171V135L170 136H168L167 135ZM227 137V138H226ZM230 139H229V138ZM82 138V139H81ZM84 138H86V139H84ZM202 140H201V139ZM262 138V139H261ZM80 139H81V141H80ZM84 139V140H83ZM96 139V140H97ZM101 139L103 140V141H101ZM210 141H209V140ZM260 139V140H259ZM50 140V141H49ZM69 140V141H68ZM77 140V141H76ZM83 140V141H82ZM100 140V141H99ZM164 140H165V138H164ZM194 140H196V141H194ZM199 140H201V141H199ZM229 141V143H231L232 144V146H230V144L228 143H226V142H228ZM262 140V141H261ZM28 141V142H27ZM198 141V142H197ZM202 141H204V143L202 142ZM46 142V144H44ZM58 142V143H57ZM78 142V143H77ZM188 142V143H187ZM194 142H196V143H199L200 142V144L202 145V146H204V150L202 149L203 147H201V145L199 144V147H201V149H198V145L196 144V143H194ZM202 142V143H201ZM64 143V144H63ZM100 143V144H99ZM102 143V144H101ZM158 143V142H157ZM157 143L155 144L156 146H158L157 145ZM187 143V144H186ZM209 143V144H208ZM207 144V145H206ZM256 144V145H257ZM45 145V146H44ZM61 145V146H60ZM63 145V146H62ZM194 145H197V147H195ZM206 145V146H205ZM35 146V147H34ZM45 148H44V147ZM52 146V147H51ZM190 146V147H189ZM50 147H51V149H50ZM230 147V148H229ZM42 148H44V149H47V150H49V151H45V152H42V151H40ZM54 150H53V149ZM76 148V149H75ZM83 148V149H82ZM195 148H197L198 150H200V153H201V157H203L202 159H200L201 157H199L200 155V153H199V151H198V155L196 154V155H194V157L192 156L193 154H195L196 153V149ZM255 148H256V146H255ZM31 149V150H32ZM190 149V150H189ZM192 149V150H191ZM232 149V150H231ZM261 149H263V150H261ZM57 151V152H52V151ZM75 150V151H74ZM99 150V149H98ZM101 150V149H100ZM193 150H195V153L194 152H192ZM191 151V152H190ZM204 151V154L202 153ZM153 152H155V154H157L156 153V148H153ZM153 152H152V154H153ZM190 152V153H189ZM51 153H53L52 155H51ZM185 153H187V154H185ZM193 153V154H192ZM155 154L153 155V157H152V159L154 158H156V159H158L157 158V155L155 156ZM189 154H191V156H192V158H194V159H196L197 157H199L198 158V160L196 159V161L195 162H197V163H192V162H194L193 160H191L192 158H190V155ZM33 155V156H32ZM185 155H189V156H185ZM202 155H204V156H202ZM197 156V157H196ZM189 157V161L188 162H186V158H188ZM196 157V158H195ZM224 157L225 156H223V159H224ZM16 158V156H14V159ZM154 159H153V162H154ZM226 159V158H225ZM229 159V158H228ZM16 160H20L18 157L16 158ZM191 160V161H190ZM202 160V161H201ZM231 160H228V161H231ZM256 160H258V161H256ZM40 161V162H39ZM225 161H227V160H225ZM224 160L223 161H221L220 163H219V168H221L222 169V167H224L222 164H226V163H228V161L227 162H225ZM39 162V163H38ZM67 163H70V162H68V161H66ZM190 162V163H189ZM199 162V163H198ZM223 162H225V163H223ZM253 162V163H252ZM256 162V163H255ZM42 165H41V164ZM44 163H45V165H44ZM51 164V165H49V164ZM256 165H255V164ZM40 164V165H39ZM46 164H48V165H46ZM151 164V163H150ZM204 164V165H203ZM250 164L252 165V166H250ZM255 165V168L253 167L254 165ZM152 165V164H151ZM39 166V167H38ZM196 166H192V165H190V167H188V168H190V172L189 173H191V175L192 176H199L198 174H197V172L199 171L198 169V171L196 170ZM206 166V167H205ZM222 166V167H221ZM191 167H193V170H192V168ZM250 167H251V170H248V169H250ZM49 168H52V171H51V169H49ZM19 169V168H18ZM195 169V170H194ZM220 169V171H222ZM47 170V171H46ZM50 170V171H49ZM49 171V172H48ZM248 171H250V173L248 172ZM193 172H195V173H193ZM200 171H199V174L201 173ZM188 173V174H189ZM195 174V175H194ZM249 177H248V176ZM192 176H188L187 178H186V180H190V177H192ZM197 177H192L191 178V180H195V181H189V182H186V183H190V184H188V185H190L191 187L190 188H188L189 186H187V185H183V183H182V181L183 180H181V182H179V184H178V189L180 188L179 186H180V184H181V186H183V189L185 190L186 189V193H184L185 191L184 190H182L181 188H180V190H178L177 192H176V194L177 193H179V195H178V198H183V201L185 202V200L187 199V201H186V203H184V202H182V199H177V196L175 197V193L173 194L174 195V197L172 196V195H170V196H168L167 198H168V201H171L172 200V198L173 199H177L178 201H177V204L178 205H180L181 203L182 204H184V205H182V207H181V205L178 207L176 204H174V205H172L173 203H176V201L174 200V202L173 201H171V203L170 202H167V198H166V202H167V204L169 205V204H171L172 206V208L171 207H169L167 204H164V209H165V206H166V210H167V208L169 207V209H171V213H172V215L173 216H171V219H170V216L168 217L167 215H169V209H168V211H166V210H164L163 212H166V215H165V219H169L168 220V224L171 226L172 225V227L173 228H176V230L178 231H175V232H177L176 234H177V237H176V235H175V242L177 243L176 245V247H177V255H176V259L178 260H176L177 262L175 263V264H202V262H203V259L201 258V255L200 254H198L197 255V253H198V250L197 249H195L194 247H192V244H194L193 242H195V243H197L198 241H203V236L205 235V234H208V235H211V237H210V247H212V248H210L211 249V252L210 253H212L211 255H212V259H211V262H210V264H240L239 262H236L235 260H234V258L235 257H233L234 255L236 256V255H238V246H236L238 243V238H239V236H238V234H235L234 232H236V225L235 226H233L232 225V223H236V222H234V221H231V223H229L228 225H226V227H224L225 229H222V231L224 230V233H222V231H219L218 230V232L217 233H214L213 231H214V229L216 228V229H218V217L221 215V211H222V206H221V204H222V198H221V195L220 194H216L215 196H212L211 195V193H210V191H209V189L208 188H206L207 186L205 185V181L203 180V178H197ZM237 178V177H236ZM235 178V179H236ZM235 179H232V180H235ZM237 180V179H236ZM185 183V181H184V184H186ZM191 183L193 184V185H191ZM216 185H217V183H216ZM62 186V185H61ZM60 186V187H61ZM63 186H64V188H63ZM60 189H59V187H56L53 191H55V192H52L53 194H51V196L52 197H54V198H52L53 200H54V202H55V199H59V201H61L64 197L63 196H67V194L69 195V193H67L66 191H64L65 190V185H63ZM194 186V187H193ZM186 187V188H185ZM217 187H218V185H217ZM198 189V191H197V189ZM196 189V190H195ZM255 189V190H254ZM258 189V190H257ZM57 190V191H56ZM61 190V191H60ZM63 190V191H62ZM180 191V192H179ZM190 191V192H189ZM194 191H196V192H194ZM256 191V192H255ZM59 192H61V193H63V192H65V193H63V195L61 194V193H59ZM182 192V194H180ZM236 193L235 195H234V193ZM232 192V197H231V203H232V201L233 202H235V201H237L236 199H237V197H239L240 196V194H239V192L236 190V191H233ZM56 193V194H55ZM183 193L187 196H185V195H183ZM254 195H253V194ZM238 194V195H237ZM191 195H192V197L193 198H191ZM194 195V196H193ZM197 195V196H196ZM61 196V197H60ZM65 196V197H66ZM181 196V197H180ZM237 196V197H236ZM56 197H58V198H56ZM169 197H171L170 199L171 200H169ZM186 199H185V198ZM195 197H197V198H195ZM234 197V198H233ZM191 200H190V199ZM236 198V199H235ZM185 199V200H184ZM193 199V200H192ZM195 199V200H194ZM235 199V200H234ZM52 200V201H53ZM56 200V203H58L59 201H57ZM190 200V201H189ZM53 202V203H54ZM166 202H164V203H166ZM173 202V203H172ZM60 203V202H59ZM189 203V204H188ZM186 204V205H185ZM188 205V206H187ZM174 206H176L175 208L176 209H178V210H176L175 208H173ZM185 207H187V208H185ZM172 209H174V210H176V211H174V210H172ZM181 210V211H180ZM178 215L179 213V215L177 216L176 214ZM182 213V214H181ZM183 213H184V216H183ZM205 213H209L214 219H213V221H212V223L211 224H207V223H204L205 221L204 220H206L205 219ZM253 213V212H252ZM165 214V213H164ZM174 214L176 215V216H174ZM171 215V214H170ZM192 216H193V218H192ZM189 217V218H188ZM249 218H246V220H248L247 222H248V224H249V226H251L252 228L254 227V229L253 230H255L254 231V235H252L251 237H250V243H249V246H248V248L249 249H247L246 250V252H245V254H246V257L248 256L249 257V259L248 260H250L251 261V259H252V261L251 262H253L254 261V264H257L259 261H261V264H264V254H259V247L258 246H260L259 244H260V242H261V240H263L264 239V234L262 235L261 234V237H259L260 236V230H259V228H257L256 226H255V223H253V219L250 217V215L248 216ZM143 218H145V217H143ZM148 218V217H147ZM146 218V219H147ZM172 218H174V219H172ZM177 219V221H176V219ZM196 218V219H195ZM145 219V221L147 222L148 221V226L146 225V222L145 221H143L142 220V222H143V224L145 225H143V226H141V230H139V232H134L133 231V233L132 232H130L131 234H133V235H135L136 236V234H137V238H139V239H137L136 238V241H135V243L134 244H136L137 245V247H138V245H140V243H141V246H142V244H143V246H145V247H147L148 245L149 246H153V245H155L156 246V242H155V239H153V237H155L154 236V234L155 233H153L154 231H156V227L154 226L155 224L153 223L154 221H155V219L154 220H152V218H148L149 220H146ZM133 220H135V219H133ZM166 220V221H167ZM171 220L173 221L172 222V224H171ZM235 220H237V219H235ZM153 221V222H152ZM170 221V222H169ZM185 221H186V223H185ZM193 221V222H192ZM134 222V221H133ZM141 222V223H142ZM151 223V224H150ZM153 223V224H152ZM189 223V224H188ZM191 223V224H190ZM207 224V225H206ZM186 225V226H185ZM191 225V226H190ZM192 225H194V227L192 226ZM206 225V226H205ZM231 227H230V226ZM147 226V228L145 229V227ZM150 226V227H149ZM153 226V227H152ZM169 226V227H170ZM190 228H189V227ZM199 226V227H198ZM201 226V227H200ZM149 227V228H148ZM155 227V228H154ZM206 227V228H205ZM143 228V229H142ZM151 228H153V229H151ZM186 228V229H185ZM189 228V229H188ZM235 228V229H234ZM140 229V228H139ZM145 229V230H144ZM150 229V230H149ZM155 229V230H154ZM179 229V230H178ZM200 229V230H199ZM227 229V230H226ZM234 229V230H233ZM258 229V230H257ZM142 230H143V232H142ZM175 230V229H174ZM191 230H193V231H191ZM141 231V232H140ZM148 231V232H147ZM205 231V233H203ZM146 232V233H145ZM150 232V233H149ZM189 232H191V234L189 235ZM192 232H194L193 233V235H192ZM129 232L127 233V234H129V235H131ZM179 233L181 234V235H179ZM184 233V234H183ZM151 234V235H150ZM186 234V235H185ZM234 234V235H233ZM111 235H113V234H111ZM148 235V236H147ZM153 235V237H151ZM258 235V236H257ZM187 236H191V238L189 237H187ZM236 236H238L237 238H236ZM123 237H125V236H123ZM148 237V238H147ZM180 237V238H179ZM201 237V238H200ZM126 238V237H125ZM144 238H145V240H144ZM188 238V239H187ZM194 238V239H193ZM262 238V239H261ZM123 239V241L124 242H126V243H124V245H127V246H129V248L131 249V251H132V254L134 255V256H136L138 253L137 252H135V251H137L136 250V245L134 246V244H133V246H134V248H135V250H134V248L133 247H130V244H128L129 242H128V239H124V238H122ZM149 239V240H148ZM126 240V241H125ZM152 240V241H151ZM194 240V241H193ZM196 240V241H195ZM234 240V241H233ZM232 242V243H231ZM224 243H226V244H224ZM236 243V244H235ZM151 244V245H150ZM190 245V246H189ZM226 245H227V247H226ZM232 246V247H231ZM154 247V246H153ZM194 248V249H193ZM220 249V250H219ZM222 249V250H221ZM130 251V252H131ZM196 252V253H195ZM235 252H236V254H235ZM136 254V255H135ZM234 254V255H233ZM197 256V257H196ZM262 256V258H260ZM137 257H139L140 259L138 260V259H135V260H137L138 262L140 261V264H148L147 263V261L142 257V256H140V254L139 255H137L136 256V258ZM178 257V258H177ZM183 260H181V259ZM259 260H258V259ZM131 259H133V258H131ZM145 261H144V260ZM258 260V261H257ZM197 261V262H196ZM257 263H256V262ZM181 262V263H180ZM183 262V263H182ZM263 262V263H262ZM150 264V263H149Z\"/></svg>",
    "mask_w": 264,
    "mask_h": 264
}]
</instances>
